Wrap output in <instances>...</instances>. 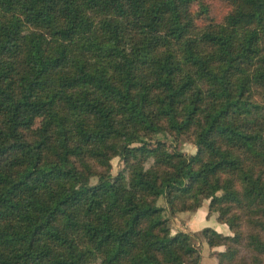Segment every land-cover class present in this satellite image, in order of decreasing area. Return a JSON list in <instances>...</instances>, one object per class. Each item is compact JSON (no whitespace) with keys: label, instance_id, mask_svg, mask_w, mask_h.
<instances>
[{"label":"trees","instance_id":"1","mask_svg":"<svg viewBox=\"0 0 264 264\" xmlns=\"http://www.w3.org/2000/svg\"><path fill=\"white\" fill-rule=\"evenodd\" d=\"M222 1L0 0V264H200L161 196L264 264V0Z\"/></svg>","mask_w":264,"mask_h":264},{"label":"rangeland","instance_id":"2","mask_svg":"<svg viewBox=\"0 0 264 264\" xmlns=\"http://www.w3.org/2000/svg\"><path fill=\"white\" fill-rule=\"evenodd\" d=\"M206 4H208L209 7V12L210 15L213 16L214 18H220L226 11L227 7L226 4L222 1V0H205ZM159 137L161 139H166L167 136L160 134ZM174 145H176L179 150L189 154V153H193L195 151V147L193 144H191L189 141H185L182 138L180 139V141L177 143H173ZM122 161L119 157H114L111 160V173L113 175H115L121 168H122ZM97 180V178L92 177L89 180V184H93L95 183ZM209 201L210 199H204L201 203V206L198 207L196 210L193 211H177L175 213H171L170 210L167 207V204L164 200V198L161 196L158 201L157 204L161 207H163V211H162V216L163 218H167V222H168V227L171 230L172 233H175L177 231H182L180 230V228L182 227V225H184V221H182V219H185L186 216H188L189 214H194L196 212H198V210H204L205 214L203 215L204 217H206V219H210V222H208L209 224H222L225 226V228H227L228 233H221L223 235H229L231 234L230 231V223H222L219 222L217 220V212H211L208 214V205H209ZM192 224H189V228L193 229ZM209 227V226H207ZM212 228V227H211ZM214 229V228H212ZM201 230V229H200ZM200 230L197 231H188V233L191 232H195L197 233V238L194 239V246L195 248H197V251L199 252L200 255V264H214L216 262V258L211 255V251H218V250H224L225 246L221 245L218 247H214L212 249H210L206 242L204 241V239L201 237V234L199 233ZM215 230V229H214ZM186 232V231H184ZM220 233V232H219ZM220 248V249H217Z\"/></svg>","mask_w":264,"mask_h":264},{"label":"crops","instance_id":"3","mask_svg":"<svg viewBox=\"0 0 264 264\" xmlns=\"http://www.w3.org/2000/svg\"><path fill=\"white\" fill-rule=\"evenodd\" d=\"M205 214L204 210H198V212L194 213V214H189L188 216L185 217V219H182V221H184V225H182V227L180 228V230L182 231H197L200 230L204 227H212L214 228L217 232L220 233H228L227 228H225L224 225L222 224H209L208 222H210V219H206V217H204L203 215ZM189 224H192L193 229L189 228ZM220 249V248H217Z\"/></svg>","mask_w":264,"mask_h":264}]
</instances>
